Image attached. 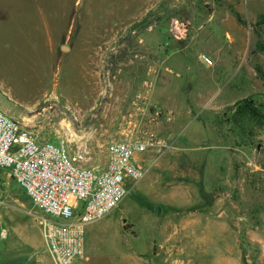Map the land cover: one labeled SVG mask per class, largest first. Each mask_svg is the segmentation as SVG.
I'll return each instance as SVG.
<instances>
[{"label":"rangeland","instance_id":"374dc122","mask_svg":"<svg viewBox=\"0 0 264 264\" xmlns=\"http://www.w3.org/2000/svg\"><path fill=\"white\" fill-rule=\"evenodd\" d=\"M60 39L76 50L55 55ZM0 106L87 165L104 166L109 141L129 132L150 141L142 177L87 226L82 264H128L184 232L214 242L208 254L237 238L260 264L264 0H0ZM5 173L0 264H54L40 210Z\"/></svg>","mask_w":264,"mask_h":264},{"label":"built area","instance_id":"2783aa9c","mask_svg":"<svg viewBox=\"0 0 264 264\" xmlns=\"http://www.w3.org/2000/svg\"><path fill=\"white\" fill-rule=\"evenodd\" d=\"M158 112L152 111V113ZM150 141L127 133L111 139L104 166L87 165L65 139H42L0 106V169L41 212L39 224L54 264H81L86 228L115 209L144 169L136 158Z\"/></svg>","mask_w":264,"mask_h":264},{"label":"crops","instance_id":"0c3cea01","mask_svg":"<svg viewBox=\"0 0 264 264\" xmlns=\"http://www.w3.org/2000/svg\"><path fill=\"white\" fill-rule=\"evenodd\" d=\"M65 44L66 49H63V42H61V39L58 40L56 45L52 48V51L56 53L55 55H58V48L66 51V56L76 50V47L70 40H66ZM101 54H99L98 57L90 56L91 59L88 62V69L90 70L89 74L91 78L96 75V70L94 69L99 66ZM5 174L7 177H10L7 172ZM202 228L204 230L209 229L211 228V224L207 223L203 225L201 222H185L182 224V227L178 229H182L183 231L193 229L197 231ZM189 239H192V237L187 236V233L184 232L182 237L168 236L159 240H151L146 244L147 249L143 253H138L132 257L128 264H251L250 257L247 258L245 251L240 250V240L237 238H234L235 241L233 240V242H231L230 249L219 251L216 254L213 252L207 253V248L212 246L214 242L206 241L204 243L198 242L197 240L189 241ZM259 258V263L264 264L263 255H260ZM86 260H88V256L83 262Z\"/></svg>","mask_w":264,"mask_h":264},{"label":"water","instance_id":"95a60500","mask_svg":"<svg viewBox=\"0 0 264 264\" xmlns=\"http://www.w3.org/2000/svg\"><path fill=\"white\" fill-rule=\"evenodd\" d=\"M62 47H63V49H66V46L65 45H63Z\"/></svg>","mask_w":264,"mask_h":264}]
</instances>
